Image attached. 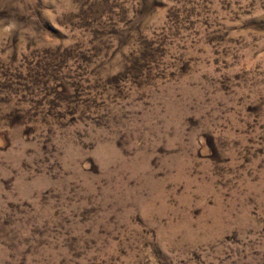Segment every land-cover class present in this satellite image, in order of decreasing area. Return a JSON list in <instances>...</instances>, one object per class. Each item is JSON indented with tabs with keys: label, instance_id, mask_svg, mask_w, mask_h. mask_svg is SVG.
Segmentation results:
<instances>
[{
	"label": "rangeland",
	"instance_id": "374dc122",
	"mask_svg": "<svg viewBox=\"0 0 264 264\" xmlns=\"http://www.w3.org/2000/svg\"><path fill=\"white\" fill-rule=\"evenodd\" d=\"M0 264H264V0H0Z\"/></svg>",
	"mask_w": 264,
	"mask_h": 264
}]
</instances>
